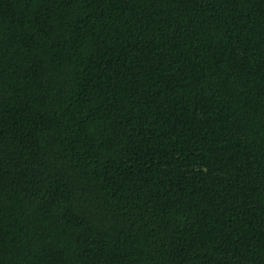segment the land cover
Wrapping results in <instances>:
<instances>
[{
    "label": "trees",
    "instance_id": "1",
    "mask_svg": "<svg viewBox=\"0 0 264 264\" xmlns=\"http://www.w3.org/2000/svg\"><path fill=\"white\" fill-rule=\"evenodd\" d=\"M0 264H264V0H0Z\"/></svg>",
    "mask_w": 264,
    "mask_h": 264
}]
</instances>
